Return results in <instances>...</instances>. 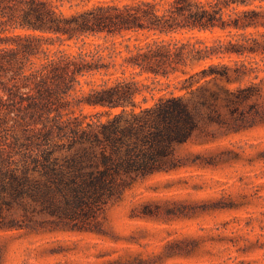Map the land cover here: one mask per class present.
I'll return each mask as SVG.
<instances>
[{
	"label": "trees",
	"instance_id": "1",
	"mask_svg": "<svg viewBox=\"0 0 264 264\" xmlns=\"http://www.w3.org/2000/svg\"><path fill=\"white\" fill-rule=\"evenodd\" d=\"M90 2L0 0V226L13 225L19 212L91 230L139 179L179 167L175 149L200 129L204 109L212 122L219 101L233 108L257 91L230 89L246 72L215 60L257 53L264 43L245 35L237 48L176 35L264 28V0ZM98 35L127 44L104 57L102 45L88 41ZM70 42L76 51L63 49ZM128 71L181 74L176 88L185 94L169 92L146 105ZM99 74L111 78L85 92L83 80L90 85ZM87 106L101 110L87 114Z\"/></svg>",
	"mask_w": 264,
	"mask_h": 264
},
{
	"label": "rangeland",
	"instance_id": "2",
	"mask_svg": "<svg viewBox=\"0 0 264 264\" xmlns=\"http://www.w3.org/2000/svg\"><path fill=\"white\" fill-rule=\"evenodd\" d=\"M98 1L104 0L88 6ZM243 33L218 29L176 37L197 35L209 45L221 41L237 48L245 35L264 43V28ZM124 38L98 35L88 41L100 43L108 57L112 49H124ZM63 49L77 47L70 42ZM215 61L246 72L241 83L227 85L230 89L254 85L257 91L233 108L219 101L212 122L207 121L211 110L204 109L200 129L175 149L178 168L139 179L104 208L91 230L64 225L56 215L30 218L16 212L13 225L0 226V264H264V49ZM127 75L142 86L138 99L146 96V105L169 92L185 94L178 89L181 74ZM107 78L111 75L99 74L90 85L84 79V91ZM207 86L218 89L214 82ZM83 110L94 114L101 108Z\"/></svg>",
	"mask_w": 264,
	"mask_h": 264
}]
</instances>
